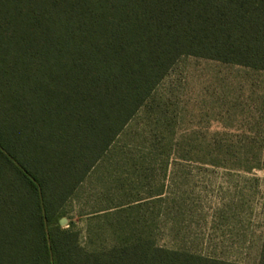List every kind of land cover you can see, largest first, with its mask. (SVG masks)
<instances>
[{
	"label": "trees",
	"instance_id": "16d2710c",
	"mask_svg": "<svg viewBox=\"0 0 264 264\" xmlns=\"http://www.w3.org/2000/svg\"><path fill=\"white\" fill-rule=\"evenodd\" d=\"M186 56L264 72V0H0V264H239L159 245L131 206L85 241L60 223Z\"/></svg>",
	"mask_w": 264,
	"mask_h": 264
},
{
	"label": "rangeland",
	"instance_id": "374dc122",
	"mask_svg": "<svg viewBox=\"0 0 264 264\" xmlns=\"http://www.w3.org/2000/svg\"><path fill=\"white\" fill-rule=\"evenodd\" d=\"M259 165L264 72L182 57L67 202L65 218L85 241L97 211L131 206L126 216L161 246L258 264L264 170L238 167Z\"/></svg>",
	"mask_w": 264,
	"mask_h": 264
},
{
	"label": "water",
	"instance_id": "95a60500",
	"mask_svg": "<svg viewBox=\"0 0 264 264\" xmlns=\"http://www.w3.org/2000/svg\"><path fill=\"white\" fill-rule=\"evenodd\" d=\"M67 222H68V221H67L66 218H63V219L60 221V223H61L62 226H66Z\"/></svg>",
	"mask_w": 264,
	"mask_h": 264
}]
</instances>
